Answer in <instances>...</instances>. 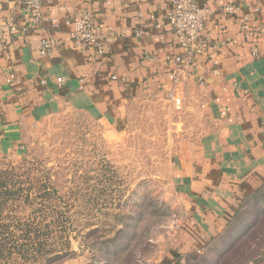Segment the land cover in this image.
I'll return each instance as SVG.
<instances>
[{
    "label": "crops",
    "instance_id": "obj_1",
    "mask_svg": "<svg viewBox=\"0 0 264 264\" xmlns=\"http://www.w3.org/2000/svg\"><path fill=\"white\" fill-rule=\"evenodd\" d=\"M235 1L240 10L229 13V0H198L210 10L207 48L174 82L173 59L184 50L163 0H43L37 22L21 4L0 0V160L21 156L28 130L68 103L119 118L139 96L172 94L180 105L190 98L206 127L175 154L188 224L173 246L204 248L264 187V0ZM86 8L103 25L102 55L72 41ZM43 39L54 40L50 55L39 52Z\"/></svg>",
    "mask_w": 264,
    "mask_h": 264
},
{
    "label": "rangeland",
    "instance_id": "obj_2",
    "mask_svg": "<svg viewBox=\"0 0 264 264\" xmlns=\"http://www.w3.org/2000/svg\"><path fill=\"white\" fill-rule=\"evenodd\" d=\"M173 97L139 96L119 118L68 103L30 128L0 160V264L264 261V187L201 250L173 246L188 224L175 154L206 127Z\"/></svg>",
    "mask_w": 264,
    "mask_h": 264
},
{
    "label": "built area",
    "instance_id": "obj_3",
    "mask_svg": "<svg viewBox=\"0 0 264 264\" xmlns=\"http://www.w3.org/2000/svg\"><path fill=\"white\" fill-rule=\"evenodd\" d=\"M23 6L26 13H32L35 21H39L42 17L43 0H12ZM167 3L168 10L166 19L171 30L176 36L178 45L183 48L184 53L174 57L176 69L171 74L174 82H177L180 72L187 66L191 65L195 57L204 54L207 48V40L203 38L202 33L205 29V23L209 16L208 6L202 5L198 0H163ZM226 10L229 13H234L240 10V7L235 0H229L226 5ZM9 27L15 31L17 26L14 20H11ZM27 28H23L25 31ZM242 29L245 32L249 31L247 18L242 24ZM143 30L136 32V36H140ZM71 38L75 46L80 48L91 47L99 55L105 53L102 39L104 38L103 25L97 22L94 12L86 8L79 12L78 17L74 20V29L71 33ZM54 40L43 39L39 43V52L42 55H50L53 50ZM256 52V50H255ZM16 76L12 74L8 82H16ZM175 98V97H173ZM180 104V99H176Z\"/></svg>",
    "mask_w": 264,
    "mask_h": 264
}]
</instances>
